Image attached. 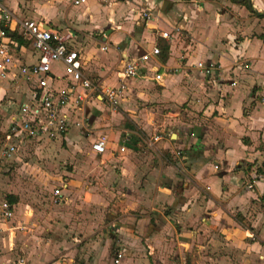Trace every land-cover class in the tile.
<instances>
[{
  "label": "crops",
  "instance_id": "0c3cea01",
  "mask_svg": "<svg viewBox=\"0 0 264 264\" xmlns=\"http://www.w3.org/2000/svg\"><path fill=\"white\" fill-rule=\"evenodd\" d=\"M250 2L254 11L264 13V0ZM34 3L39 11L33 20L62 34L71 31V45L83 56L85 75L104 86L119 84L127 62L156 47L169 50L165 59L162 54L152 56L142 65L140 77L126 81L120 107L111 109L115 126L124 133L118 130L113 142L107 139L104 154L92 151L91 140L76 129L56 144L73 145L77 140L86 155L82 165L94 164L92 169L69 173L76 180L64 176L62 189H48L50 200L56 197L59 203H47L43 211L34 208L39 215L32 219L26 212L22 219V203L17 201L11 221L2 217L6 199L0 193V237L7 231L16 238L30 234V240L39 239L40 244L38 251L23 241L10 249L0 238V255L14 248L23 254L36 249L50 258L65 252L58 245H69L67 227L72 225L70 210L75 203L64 191L75 188L80 203L93 212L87 216L95 219L112 207L110 217L122 212L110 220L118 225L117 233L100 249L99 243L91 242L93 259L79 264H116L120 250L123 258L118 264H264V18L231 0H89L81 7L71 0ZM50 3L47 16L39 8ZM144 11L150 14L149 21L142 17ZM165 32L169 39L162 38ZM17 56L19 64L37 62L31 48ZM200 61L219 65L220 74L205 77L196 68ZM157 75H162L161 81ZM18 89L0 79L1 94L18 98ZM13 92L17 96L12 97ZM108 109L102 102L89 103L92 131L107 121L108 131H114ZM144 132H154L165 154L157 159L138 155ZM97 134L88 138L103 136L95 138ZM122 144L131 154L118 153ZM178 153L181 156L174 157ZM99 218L88 224L98 226ZM88 224L83 222L84 232ZM44 230L64 236H57L58 242L56 235L49 240L35 238Z\"/></svg>",
  "mask_w": 264,
  "mask_h": 264
},
{
  "label": "built area",
  "instance_id": "2783aa9c",
  "mask_svg": "<svg viewBox=\"0 0 264 264\" xmlns=\"http://www.w3.org/2000/svg\"><path fill=\"white\" fill-rule=\"evenodd\" d=\"M89 0H71L76 7L86 5ZM186 3L188 0H169ZM142 17L147 21L151 16L146 11ZM169 39L170 33H162ZM73 33L62 34L46 26L41 21L18 18L6 4L0 0V79L11 82L20 90L18 98H9L1 94L0 106L8 107V126L0 137V168L3 161H10L20 147L29 141L63 143L67 134L74 128L86 125V109L89 103H105L113 111L120 107L126 90V81L140 77L142 65L151 61L152 56L159 57L161 50L156 47L150 53L127 62L119 74V84L104 86L93 81L84 73L83 56L72 47ZM35 53V64H19L18 51L30 49ZM107 47H102L105 51ZM59 63L64 73L58 76L54 66ZM196 68L205 77L220 74L222 68L214 63L198 62ZM156 80L161 81L162 75ZM236 87L237 82L231 81ZM22 87L25 89L23 91ZM91 130L86 129L87 137ZM158 140V138H155ZM107 138L101 136L92 142L91 148L97 154L107 151ZM178 156H181L178 153ZM217 166L215 167V169ZM248 189H252L248 185ZM55 195H60L55 190ZM58 203V200L55 201ZM2 217L11 220L13 206L7 201L1 204ZM123 258L121 251L116 253L115 263ZM25 260L21 259L20 264Z\"/></svg>",
  "mask_w": 264,
  "mask_h": 264
},
{
  "label": "rangeland",
  "instance_id": "374dc122",
  "mask_svg": "<svg viewBox=\"0 0 264 264\" xmlns=\"http://www.w3.org/2000/svg\"><path fill=\"white\" fill-rule=\"evenodd\" d=\"M8 7H10L11 10H14V13L17 15L18 18L20 19H33L34 14L36 13V10L38 9L35 5V1L39 2H46V0H7ZM16 3H19V8H17ZM48 4V3H47ZM44 5V4H43ZM42 5V6H43ZM51 3L47 7H42L39 8L43 14H48L52 11H50ZM48 8V10H47ZM42 19H44V16L42 15ZM75 27L76 24H74ZM115 32V31H113ZM97 40L100 39V37H96ZM98 42V41H97ZM101 44V40L99 41ZM54 71L55 73L60 76L64 73L63 66L61 64H56L54 66ZM16 93H12L11 96L15 95ZM17 96V94H16ZM19 97V96H18ZM95 102V101H93ZM9 107V105H6ZM8 107L0 106V137L1 133L3 130H5L8 126ZM108 115L109 113L111 116L108 118L112 119V125L115 126V121L113 120L112 117H114V114H112V110L109 108L108 109ZM111 111V112H110ZM93 115H95L93 113ZM116 117V116H115ZM86 125L84 128H79V127H74L76 131L79 132L80 135L83 136V133L86 135L85 130L90 129L91 131V136L93 133L97 132L98 134L95 135V138L98 137V135H103L110 141L113 140V136L115 134L119 135L118 130L122 131L121 126H115L113 132H109L108 130V122L107 121L104 125L106 126H101L95 128V130L92 131L91 129V117L88 114V107L86 109ZM125 119V118H124ZM128 121V120H127ZM154 121H151L149 123L150 126H153ZM123 127V126H122ZM72 130V131H73ZM103 131V133H99V131ZM145 137H143V141H141L140 146H138L139 151L138 155H145V157L152 156L155 159L157 155H161L162 153L165 154V152L160 150L159 144L160 142H157L158 140H155L154 138V132H144ZM90 142V147L92 145V141L94 138H88ZM98 139V138H96ZM58 143L48 145V146H42L39 145L36 142H33L31 145L27 147H20L18 153L14 156L13 159L10 161H3L4 165L1 166L0 168V193L3 194L4 199L7 200L8 195H14V197H17L19 203H22V211H24L22 215V219L27 217L34 219L36 215H39L38 212H34V208L41 209V211L45 210L44 207L47 203L53 202L58 200L55 197L52 201L50 200V194L48 189H57L60 188L62 189V179L66 177L70 178V181L75 179L71 178L70 174L73 172H76L80 168H85V169H92L94 167V164L88 163V165H82V157L86 156L83 154V152H80V149L78 148L79 146L77 144L78 141L72 145V144H67L64 146H59L56 145ZM70 145V146H69ZM122 147H126V152ZM159 148V149H158ZM92 149V148H91ZM84 150V149H83ZM128 150V151H127ZM130 149H128L127 145H120L118 149V153L122 155H127L131 154L129 152ZM85 151V150H84ZM110 151L112 150V146H110ZM131 151V150H130ZM171 155V153L169 154ZM174 157H179L178 154H174ZM150 161L154 162L156 160L150 159ZM218 169V166H217ZM70 173V174H69ZM65 176V177H64ZM76 180V179H75ZM75 187H78L76 184H74ZM117 192V191H116ZM122 192V191H119ZM105 193V191H101L100 194ZM1 195V194H0ZM79 193L77 190L69 188V191H64V196L69 197L70 199H73L75 205H73V208L70 210L71 216H72V225L69 224L67 227L69 235H71L69 239V245H63L58 247H61V250H65L63 253H58L56 256L47 257V256H41L40 251L35 252L36 249L38 251L40 244L39 242H36L38 240H30L33 235L30 234H22L21 238H16V236L13 235L12 231H7V234L3 235L1 240H6L8 242L10 249L13 248V244L15 242L23 241L22 243L28 244L32 249L36 248L34 250V253H32V250L29 252V250H26L24 254L20 252L19 250H16L15 248L7 252V254L2 255L5 257H2L0 255V264H18L20 263L21 259L25 260L24 264H53V263H58V264H79L82 262H85L86 259L89 257L90 260L93 259L94 256L90 255L92 253V244L91 242H97L99 243V249L102 247L103 242L105 243L106 240H109L111 235H115L117 232L118 225L113 224L110 222V220L113 218H119L121 217L120 214H117L114 217H110V213L112 211V208H105V210L100 211V217L99 220L100 222L98 223V226L93 224L92 226L89 225L88 223H91L98 217L95 216V219L93 217H89L87 215L92 214L93 212L88 208L84 207L80 203V198L78 197ZM79 205V206H77ZM119 211V210H117ZM26 212H30V214H26ZM115 214V212H113ZM117 213V212H116ZM129 213H132L131 211ZM96 214V213H95ZM83 216V217H82ZM12 221V220H11ZM25 221V220H22ZM83 222L87 223L88 226H86L85 232L83 231L84 225ZM10 227L12 224L9 225ZM93 229V230H92ZM27 232H29L28 227L26 229ZM22 232H24L22 230ZM47 230H44L43 232L39 233V236H35V238H44L45 240H49L52 236L55 238L54 235L61 236L63 237L64 235H61L60 233L56 232L54 234L48 232L46 233ZM36 235V234H35ZM103 239V240H100ZM60 240L59 237L55 238V241L58 242ZM49 242L46 243V246H43L46 250L49 248L48 246ZM116 241H113V245H116ZM27 246V245H26ZM67 247V248H66ZM79 250L78 252H75L76 250ZM83 249V250H82ZM119 249V248H118ZM82 250V251H81ZM85 250V252H84ZM90 250V253H89ZM114 251V250H113ZM112 249L110 252L111 258L114 257L115 254L113 253ZM121 251V250H120ZM30 253V254H29ZM43 254H45L44 251H42ZM89 262V261H88Z\"/></svg>",
  "mask_w": 264,
  "mask_h": 264
},
{
  "label": "trees",
  "instance_id": "16d2710c",
  "mask_svg": "<svg viewBox=\"0 0 264 264\" xmlns=\"http://www.w3.org/2000/svg\"><path fill=\"white\" fill-rule=\"evenodd\" d=\"M231 2H233V3H235V4H240V5H243V6H246L247 7V9L251 12V13H253L254 15H256L257 17H259V18H264V13H258V12H256V11H254V9H253V7H252V5H251V2H250V0H231ZM169 49L167 48V47H165L161 52V56H163V58L166 56V54H167V51H168ZM165 59V58H164ZM259 172H260V170H259ZM263 172V171H262ZM10 205H13V204H15L17 201H18V199H17V197H14L13 195H8L7 196V200H6ZM187 264H190V262L188 261L187 262Z\"/></svg>",
  "mask_w": 264,
  "mask_h": 264
}]
</instances>
